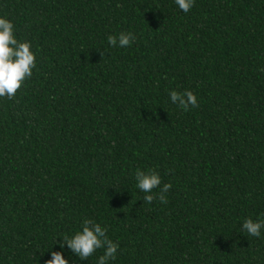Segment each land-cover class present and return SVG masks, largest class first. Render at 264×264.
I'll list each match as a JSON object with an SVG mask.
<instances>
[{"label": "trees", "instance_id": "trees-1", "mask_svg": "<svg viewBox=\"0 0 264 264\" xmlns=\"http://www.w3.org/2000/svg\"><path fill=\"white\" fill-rule=\"evenodd\" d=\"M0 17L36 56L0 97V264H97L58 243L86 218L119 245L109 264H264V229H242L264 219V0H0ZM121 32L136 40L109 45ZM137 170L167 203L143 202Z\"/></svg>", "mask_w": 264, "mask_h": 264}, {"label": "clouds", "instance_id": "clouds-1", "mask_svg": "<svg viewBox=\"0 0 264 264\" xmlns=\"http://www.w3.org/2000/svg\"><path fill=\"white\" fill-rule=\"evenodd\" d=\"M178 7L185 13L189 12L194 5V0H175ZM109 45L121 48L130 46L136 40L133 33L121 32L119 36L109 35L107 37ZM103 56V53H101ZM36 67V56L31 51L30 42H18L14 35V24L6 18L0 17V97L12 99L21 88L26 79L31 78L32 71ZM264 71V69H262ZM172 103L178 104L183 110L189 107H198L196 95L191 91L170 93ZM137 185L146 195L144 203H152L154 199H159L161 203H167L165 193L171 188V184H164L158 194H151L153 190L161 184V177L155 171L137 170L135 174ZM242 229L250 236L259 237L261 229H264V219L254 221L249 218L242 224ZM58 241L61 249L65 244L80 259H88L98 249L103 248L104 254L98 259L97 264H109L117 255L119 245L113 242L107 235V227H102L92 219H84L82 231L75 233L71 238L62 236ZM56 242V240H55ZM45 264H69L61 251H52L51 259Z\"/></svg>", "mask_w": 264, "mask_h": 264}]
</instances>
